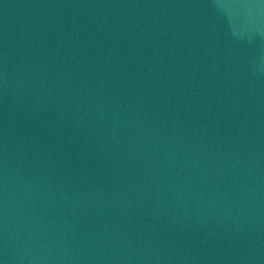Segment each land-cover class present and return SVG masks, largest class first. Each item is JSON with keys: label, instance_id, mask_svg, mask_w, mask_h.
<instances>
[{"label": "water", "instance_id": "1", "mask_svg": "<svg viewBox=\"0 0 264 264\" xmlns=\"http://www.w3.org/2000/svg\"><path fill=\"white\" fill-rule=\"evenodd\" d=\"M0 86L221 264H264V0H0Z\"/></svg>", "mask_w": 264, "mask_h": 264}]
</instances>
